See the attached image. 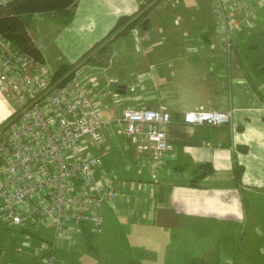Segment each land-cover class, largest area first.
<instances>
[{"label": "crops", "instance_id": "crops-1", "mask_svg": "<svg viewBox=\"0 0 264 264\" xmlns=\"http://www.w3.org/2000/svg\"><path fill=\"white\" fill-rule=\"evenodd\" d=\"M145 3L78 0L72 14L33 15L49 19L34 23L33 36L29 22L28 31L46 62L75 64L120 16L143 12ZM145 21L146 30L136 28L118 38L111 44V63L99 65L108 70L117 61L125 67V84L115 89L125 101L98 93L99 82L94 91L105 95V120L113 119L107 115L123 106L166 107L173 117L167 128L170 150L155 168V176L148 167L138 169L126 142L123 163L106 154L105 167L122 195L117 210L109 206L104 210L113 213L116 222L140 226L146 221L170 231L185 228V240L167 246L164 255L157 248L136 245L139 264H264V64L253 58L257 46L238 43L229 49L224 32L216 37L204 29L195 34L173 27L163 34L152 27L151 17ZM133 31L145 38L140 42L130 38ZM246 32L237 34V40ZM198 108L232 111V124L184 123V114ZM13 111L0 92V125ZM203 163H211L213 172L193 186L195 168ZM237 164L244 167L240 181ZM34 240L40 245L41 239ZM7 254L1 255L0 264H14L5 262ZM38 263L36 259L34 264Z\"/></svg>", "mask_w": 264, "mask_h": 264}, {"label": "built area", "instance_id": "built-area-1", "mask_svg": "<svg viewBox=\"0 0 264 264\" xmlns=\"http://www.w3.org/2000/svg\"><path fill=\"white\" fill-rule=\"evenodd\" d=\"M215 1L218 24L232 49L237 34L256 26L264 0ZM79 65L56 78L48 62L35 60L0 34V92L14 108L13 118L0 128V217L14 226L52 229V244L36 248L38 264H65L57 241L75 243L87 225L101 234L104 207L117 210L122 190L104 163L107 128L121 131L138 169L148 167L153 176L170 150L167 128L173 117L166 107H126L105 120L104 96L94 91L97 81ZM183 122L230 126L232 111L198 108L187 111ZM93 145L105 150L95 154Z\"/></svg>", "mask_w": 264, "mask_h": 264}, {"label": "rangeland", "instance_id": "rangeland-1", "mask_svg": "<svg viewBox=\"0 0 264 264\" xmlns=\"http://www.w3.org/2000/svg\"><path fill=\"white\" fill-rule=\"evenodd\" d=\"M143 7L150 9L148 16L151 17L152 27L155 30H162L160 32H163L166 29L176 27L197 34L201 29H204L208 35L216 34V37L224 32L223 38L227 45L225 27L218 24L220 13L215 0H146ZM48 17L46 15L30 17L31 27L33 28L34 23L49 19ZM33 30L34 28L29 30L32 36L35 34ZM246 33L248 35H240L239 40H237L239 35L235 36L233 46L238 43L257 46L253 58L263 65L264 13L262 18L258 19L256 26ZM137 36H139L138 32L133 31L129 37L132 39L135 37L134 39L137 41ZM98 55V52H93L92 56H88L79 67L87 75H94L96 81L101 83L98 93L100 91L102 94L109 93L107 98H112L114 101L116 99L121 101L123 98L125 101V95L121 96V94L115 92L116 88L120 86L123 88L125 84V67L114 61L112 64L113 68L105 70L94 62L97 60L96 57ZM110 61L111 59H109L108 64L111 63ZM48 63L56 72L59 63ZM111 81H115V85ZM104 101H106L105 98ZM124 108L125 106L121 110H112L107 116L117 117ZM106 143V150L100 145H93L91 150L95 154H102L103 150H105L108 156L113 157L114 160L116 159L115 163L117 160L123 163L125 161V139L117 127L112 126L109 129ZM115 163L113 162L114 165ZM103 215L104 226L101 234H95L90 231L89 237H84L83 233L77 237L76 242L73 244L57 241V252L65 260V264H139L140 255L135 248L136 245L139 247L144 244L146 247L157 248V251L164 255V250H166L167 246L173 244V242L179 245L185 240V228L179 231H170L159 227H151L146 221L140 226L133 223L125 224V222H116L118 219H115L113 213L104 210ZM19 230L18 226L7 223L0 217V257L8 251L5 262L34 264L36 259L39 262L40 259L36 253V248L43 247V242L41 241L39 245L34 240L33 246H27ZM35 231L34 234L37 239H40L39 237L41 236L44 239L49 238L46 241H50L54 237L52 229L45 226H40L39 230L36 231L37 234ZM11 239H15V243Z\"/></svg>", "mask_w": 264, "mask_h": 264}, {"label": "trees", "instance_id": "trees-1", "mask_svg": "<svg viewBox=\"0 0 264 264\" xmlns=\"http://www.w3.org/2000/svg\"><path fill=\"white\" fill-rule=\"evenodd\" d=\"M77 2L78 0H13L6 4H0V34L9 39L15 47L21 49L23 52L27 53L35 60L45 62L41 50L35 44L28 31L29 18L35 14H72L76 8ZM143 9L144 7L141 8V10ZM149 13L150 9L148 8L143 10V12L141 13L139 12L132 15L120 16L109 33L98 43H96L89 51L85 52L77 63H60L57 67V71L55 72L56 78H62L64 75L71 72L73 68L76 67L83 59L88 56L91 57V54L102 44L104 45L100 49H98L97 52L99 53V55L98 57H96L97 60L94 62H96L98 65H107L109 56L111 55V44L118 38L128 35L132 30L136 28L142 29L143 23L148 18ZM263 13L264 11L259 13V18H262ZM12 118L13 116L8 118L3 124L0 125V128L5 127ZM212 172L213 165L211 163H203L197 165L195 168L194 176L191 180V185L197 186L204 177ZM243 172L244 167L237 164L235 167V174L238 181L241 180ZM40 226H18L20 228L19 231L22 238L25 242H27V246H33V240L37 238V236L34 234V231L39 230ZM84 230L85 233L83 236L89 237L91 231L90 227L87 225ZM27 235H29L30 237L29 240L26 239ZM39 238L41 239L40 241L47 245L52 244V241L54 240V237L52 240L50 239V241H46L49 238L44 239L41 236Z\"/></svg>", "mask_w": 264, "mask_h": 264}, {"label": "water", "instance_id": "water-1", "mask_svg": "<svg viewBox=\"0 0 264 264\" xmlns=\"http://www.w3.org/2000/svg\"><path fill=\"white\" fill-rule=\"evenodd\" d=\"M147 24H148V21H144V23H143L144 30L147 29ZM118 90H120V89H118Z\"/></svg>", "mask_w": 264, "mask_h": 264}]
</instances>
